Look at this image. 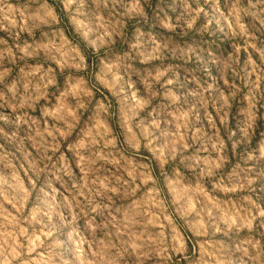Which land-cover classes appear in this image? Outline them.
I'll list each match as a JSON object with an SVG mask.
<instances>
[{
	"label": "clouds",
	"instance_id": "1",
	"mask_svg": "<svg viewBox=\"0 0 264 264\" xmlns=\"http://www.w3.org/2000/svg\"><path fill=\"white\" fill-rule=\"evenodd\" d=\"M0 264H264V0H0Z\"/></svg>",
	"mask_w": 264,
	"mask_h": 264
}]
</instances>
